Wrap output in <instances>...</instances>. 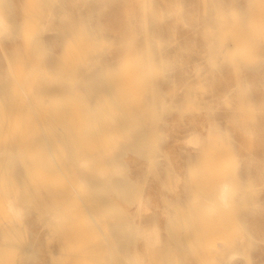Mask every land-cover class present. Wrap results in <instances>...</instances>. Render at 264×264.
I'll return each instance as SVG.
<instances>
[{"label":"bare ground","instance_id":"6f19581e","mask_svg":"<svg viewBox=\"0 0 264 264\" xmlns=\"http://www.w3.org/2000/svg\"><path fill=\"white\" fill-rule=\"evenodd\" d=\"M254 11L260 14L257 33L243 28L247 16ZM99 16L105 18L101 20ZM216 26L224 27L221 43L239 39V48L257 50L262 45H254L257 34L264 38V0H0V43L6 45L4 51L0 50V128L7 120L12 128L8 139H0V264H41L49 259L47 264H63L59 258L66 252L62 238L66 227L57 225L51 233L43 229L66 220V213L56 208L57 202L67 197L76 203L99 193L109 196L118 192L138 196L136 213L125 218L120 215L119 206L110 207L108 215L99 216L103 227L86 204L76 225H70L68 231L83 259L77 264L217 263L210 256L196 258L200 248L169 256L178 240L164 226L172 219L169 206L182 204L188 188L186 175L179 172L183 164L178 159L181 154L189 158L193 146L206 142L208 130L224 116L215 118L206 109H192L190 105L201 102L203 94L182 89L176 79L177 75H185L191 63L194 70L206 67L203 80L211 82L214 61L221 50L213 43ZM104 30L108 33L102 37ZM138 33L142 34L139 44L127 54L122 53V48L133 43ZM170 43H175L174 48L156 59L157 67L163 70L157 71V83H153L148 72L154 65V54ZM16 45L22 57L12 65L5 53L14 54ZM192 46L195 49L191 50ZM231 51L230 47L220 51L223 62H232ZM263 56L264 52L255 57ZM253 59L246 62L247 72L241 74L233 69L225 74L234 85L251 81L249 94L259 93L256 99L262 103L264 60L256 66ZM170 63L177 68L175 73L165 72ZM127 75L133 83L121 84ZM86 78L91 82H80ZM155 93L160 109L178 103L187 106L188 111L171 122L191 126L187 134L180 136L171 123V139L162 146H156L159 122L153 111ZM75 107L80 108L79 115L73 114ZM138 108L147 112L145 122L119 130L125 118ZM38 109L42 110L41 115L36 114ZM108 117H112L110 122ZM52 125L61 128V133L55 128L47 129ZM100 125L103 129L99 139L88 147L78 144L64 150L69 140L80 143L85 133L96 132ZM258 125L264 137V116ZM98 141L102 144L98 145ZM143 142L149 144L148 152L159 153L162 158L163 176L170 187L166 193L157 185L140 191L137 185L145 178V171L132 170L121 160L134 158L131 146ZM244 151L239 154L241 159ZM65 154L81 163L93 158L109 168L106 172L88 171L73 163L64 174L71 176L76 185L71 187L62 180L54 189V199L45 198L34 177L45 170L55 175L59 158ZM194 165L189 173L193 178L200 176L197 163ZM238 165L220 162L219 176L208 186L212 194V201H208L218 203L219 213L210 215L201 208L188 209L180 218L181 226L191 229V242L202 244L211 232L231 224L226 210L244 175L264 188V151L246 161L244 172L238 171ZM202 182L192 183L191 189ZM258 207L261 213L255 214L254 208ZM148 209L156 217L151 224L141 221ZM235 211L237 225L232 235L223 234V253L218 262L264 264V194L258 197L257 206L243 202L237 204ZM27 218L39 221L38 232L30 230ZM90 223L96 229H87ZM243 223L247 226L237 227ZM49 235L55 237L52 243L46 241ZM14 246L19 249L15 251ZM216 251L214 246H207L203 253ZM110 253L114 263L109 262ZM236 254L243 259H236ZM158 256H162L161 261Z\"/></svg>","mask_w":264,"mask_h":264},{"label":"rangeland","instance_id":"374dc122","mask_svg":"<svg viewBox=\"0 0 264 264\" xmlns=\"http://www.w3.org/2000/svg\"><path fill=\"white\" fill-rule=\"evenodd\" d=\"M257 11H254L249 16H247V21H245L244 29H250L254 31V33H257L256 28L259 26L260 18H259V11L257 12V17H255L254 14H256ZM231 18H235V14L232 13ZM104 16H99V19L103 20ZM233 18V19H234ZM163 19V18H162ZM168 22H171L170 20ZM224 27L223 26H216L213 29V43H215L216 48H221V50H227L229 47L231 48L230 56H232V62H223L221 60V56L223 54H220L219 50L217 52L218 57L214 61L213 66V75L211 82L207 83V81H204V76L206 75V67L203 69L194 70L191 68V63L187 66V71L184 76H176V79L178 80V85L185 90H190L194 93H201L203 94L202 101L194 102V104H191L190 106L194 107L192 109H206L211 113V115L215 118H219L222 115H226L221 118L220 121L217 122V124L213 127H211L208 130V139H206V142L200 145L193 146L191 149L190 157H185L183 154L181 159H178L179 162L183 164V167L180 169V173L183 175H186L187 177V183L188 188L186 190L185 194V201L178 205L177 207H171L169 206L171 210V221L169 223L164 222V226H166L167 231H169L171 234L174 235V237L178 240V243L174 245L169 250V256H179L180 252L185 249H199L198 254L196 258H205L210 256L214 261H216V264H220L218 262L219 258L221 257L223 253V249L220 245V242L223 241V238L227 235L233 234L234 226L237 225L236 218L234 211L237 207V204L246 202L251 206H257L258 203V197L264 194V188L261 185H258L255 181H253L249 176L244 175V179L242 182L241 187L237 190L236 194L233 196L231 200V206L229 205L228 209L226 210V216L229 219L230 223L228 227L222 228L221 231L217 232H211V234L202 244H199L197 242H191L188 234L191 229H189L186 225L181 226L180 218L183 214L187 213L188 209H196L201 208L205 212L209 213L210 215H215L219 213L221 208L219 209L218 203L214 202L211 203V193L208 188L209 184L216 181L219 176V163L224 161L228 162L230 164H239L238 165V171L244 172L245 170V163L250 158H253V155L256 152H263L264 151V137H262L258 120L264 116V101L262 103L258 102V98L256 97L259 95V93L255 95H250L249 92L251 90V81L245 80V83L242 84H233L232 79L228 80V75H226V72H230L233 69L239 71L241 74L247 72L246 71V62L250 60V58H254L253 62L256 64V66H259L263 60L264 56L260 59L259 57H255L259 55L260 53L264 52V38L257 34V38L255 40L254 45L257 46L258 44H262L260 48L257 50L252 51L241 49L238 47L241 40L236 39L237 41L230 42V43H221V40L219 41L220 37L223 35ZM108 33V30H104L102 32V37ZM151 33V30H150ZM176 33H179V30H176ZM142 39V34L138 33L136 34V40L133 43L126 44L122 49V53L127 54L131 51L135 46H137ZM222 39V38H221ZM263 41V42H261ZM175 43L165 44L163 51L160 53H155L153 60L154 65L152 66V69L148 72V76L150 77L151 81L153 83H157V71L159 73L160 69L159 66L157 67V61L156 59L160 57V55H163V53L170 52L174 48ZM240 46V45H239ZM154 47V44L151 46ZM195 49L194 46L191 47ZM6 49L5 43H0V50L4 51ZM12 51V49H11ZM14 54L11 52H4L5 56H8L10 58L9 62L12 65H15L22 57V53L19 51V46L16 45L14 47ZM118 60L115 59V63H117ZM170 67V68H169ZM169 70V71H168ZM173 72L175 73L177 71V68H175L174 64H171L168 66V68L165 70V72ZM247 79V78H246ZM83 84H88L91 82L90 79L86 78L80 81ZM121 84H131L133 83L131 81V78L127 75L120 81ZM260 86L264 87V80L260 82ZM264 91V88H260V92ZM154 95V108L153 111L155 112L157 119H158V128H157V142L156 146H162L167 141L171 139L172 136V124L174 122H171L173 118L178 119L181 113L188 111L185 109V105L183 103H178L174 106H168L165 109H160V105H158L159 97L157 93ZM171 107V108H170ZM80 108L75 107L72 109L73 114L79 115ZM162 110V112H161ZM191 110V109H190ZM37 115L42 114V110L38 109L36 110ZM107 116V114H105ZM148 118V114L146 111H144L141 108H138L131 112L127 118H125L123 124L120 126V129H132L135 128L137 125H142L143 122ZM235 118V119H234ZM106 119L108 122L112 120V117H108ZM170 121V122H168ZM257 123V124H254ZM177 129L178 134L185 135L187 134L191 126H185L181 125L179 123H174ZM53 127V128H52ZM105 127V126H104ZM50 129H56L59 133H61V128H57L56 125L48 126V130ZM103 127L100 125L96 132L94 133H85L82 138L81 142L76 140H69L70 142H67L65 146V151L71 150L72 148H76L78 144H81L82 147L85 145L88 147L90 143L94 142L97 139H99V133ZM231 129V130H230ZM12 128L10 126L9 120H7L3 126L0 128V139L6 140L8 139V136L11 135ZM116 130H112V132H115ZM34 133V132H33ZM176 133V132H174ZM230 133V134H229ZM230 136L233 137V140H230ZM94 140V141H93ZM98 145L102 144V141L97 142ZM149 149V144L146 142H143L141 144H133L131 146L132 153H135V157L132 159L123 158L121 159L123 163H125L129 168L132 170H139L143 169L145 171V178H143L137 187L140 189V191H146L149 186H155L157 185L160 187L164 193L170 188L168 186V183L166 182V178L164 179V174L162 171L163 162L162 158L159 153H156L155 155H152L147 150ZM198 150V151H197ZM245 150V151H244ZM244 151L243 158L239 156L240 152ZM201 152V153H199ZM25 153V152H24ZM204 154V155H202ZM68 154H65L63 157L59 158V167L57 170V173L55 175H51L48 173V170H45L43 173H39L35 175V180L39 186L43 190L44 197L45 198H53L56 196L54 193V189L57 186V183L60 181H68V185L71 187H74L76 185V182L74 183V180L72 181L71 176L66 177L64 172L68 171V167H72L71 165L78 166V168L87 169L88 171L94 170V169H100L103 170V172H106L109 168V165H100L96 163V161L91 158L88 162L81 163L76 158L72 159L70 156H67ZM197 163L198 165V171L200 173V176H195V178L191 177L189 173L193 170L194 164ZM180 164V163H179ZM35 164H32V166ZM162 165V166H161ZM111 166V165H110ZM34 167V166H33ZM247 167V166H246ZM197 171V170H196ZM197 171V172H198ZM185 173V174H184ZM207 178H210L208 180H205ZM203 182H202V181ZM197 182H202V185H199V187L194 188V190L191 189V184ZM2 186L0 185V192ZM70 187V188H71ZM23 191H25V188H23ZM196 189H198L196 191ZM199 191V194H198ZM201 192V193H200ZM204 192V193H203ZM1 194V193H0ZM202 194V195H201ZM135 195V194H134ZM201 195V196H200ZM207 195V197H206ZM210 197H209V196ZM200 196V197H198ZM64 196H62L63 198ZM207 199H206V198ZM67 198V197H66ZM64 198L57 202L56 208L61 213H66V220L64 222L58 223V224H52L49 226H44L43 229L46 233H51V231L54 230V228L58 226L66 227L64 229L65 236H62L63 243L66 248L65 254L59 258V262H62L63 264H77L79 261L80 263L83 262V259L81 258L78 247L73 244L72 238L68 231L72 228L73 225H76V218H78L80 212L84 210L87 206L90 208L92 215L96 220L100 221V225L103 226L104 222H102L99 218L100 215H108V211H111L110 207L113 206H119L121 208L120 215H123L125 218H132L133 214H135V204L136 200H138V196L133 194L124 192V193H114L112 195H104L103 193H99L98 195H95L93 197H84L82 200H78V202H73L72 198ZM203 198V199H202ZM210 198V199H209ZM206 199V200H205ZM208 199L210 201H208ZM164 202L165 200L162 199ZM216 203V204H215ZM87 204V206H85ZM236 212V211H235ZM255 214L261 213V208L258 207L257 209L254 208ZM155 214L151 209H148L145 211L143 217L141 218L142 222L145 223H152L155 220ZM28 227L31 231H37L38 232V224L39 221L37 220H30ZM215 220V219H214ZM155 222V221H154ZM247 225L245 223L238 225L237 227H246ZM104 227V226H103ZM93 228L94 224L90 223L89 226H87V229ZM237 228V230H238ZM241 228V229H242ZM87 231V230H86ZM43 231L40 230V234ZM121 233V231H119ZM225 234V236L223 235ZM190 235V234H189ZM48 239L46 240L49 243H52L54 240V236H47ZM46 237V238H47ZM45 238V239H46ZM214 246L215 250L217 251L213 254H204L203 252H206V248ZM201 247H203L205 250H203ZM15 251H17L19 248L18 246L13 247ZM230 249V248H228ZM109 262L114 263L115 259L113 258V254H109ZM236 259H243V256L236 254ZM158 260L161 261L162 256H158ZM50 260V259H49ZM40 261L41 264H47L50 263V261ZM28 264V263H27ZM232 264V263H231Z\"/></svg>","mask_w":264,"mask_h":264}]
</instances>
